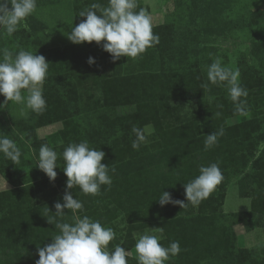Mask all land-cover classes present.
<instances>
[{
	"label": "trees",
	"instance_id": "16d2710c",
	"mask_svg": "<svg viewBox=\"0 0 264 264\" xmlns=\"http://www.w3.org/2000/svg\"><path fill=\"white\" fill-rule=\"evenodd\" d=\"M93 3L108 6V0H59L46 5L55 12L57 24L62 21L59 12L63 10L72 30L86 20L79 13ZM199 9L206 18V5ZM44 23L49 21L45 19ZM199 30H176L165 22L155 25L158 44L136 59L123 56L115 62L95 41L64 42L49 64L51 79L44 82L46 110L42 114L25 110L27 115L20 118L34 128L64 122L55 134L63 140L61 152L69 144L84 140L105 152L102 163L116 169L115 173L109 171L111 187L102 185L97 196L85 195L78 186L71 191L84 204V211L77 213L81 218L87 215L103 226L117 214L124 216L128 226L120 245L126 250L135 245L134 231L151 227L161 229L162 246L179 242L181 252L167 264H264V254L238 246L234 229L237 223L252 229L264 222V145L256 150L257 143L264 142V135H257L259 124L243 116L241 121L228 124L220 104V99L229 95L227 86L203 89L208 81L198 66L173 67L185 51L200 47L195 34ZM89 57L96 62L89 64ZM256 83L255 78L241 82L248 92L241 98L246 101L244 114L252 108L249 92ZM186 103L192 108L183 118ZM82 114H90L95 124L85 132H76L70 124L74 116ZM148 124L153 126L152 134L145 133L146 143L133 149L132 127L144 130ZM219 129L224 134L205 150L206 135ZM212 163L218 164L223 179L198 207L188 203L182 209L179 204L159 203L163 190L174 200L187 203L185 184L200 174L201 165ZM57 164L56 170L63 171L62 158ZM235 169L251 180L249 210H223L224 180ZM66 182L59 181L58 194L40 204L31 200L32 186L0 191V264H35L38 248L50 244L59 234L45 215L55 217V203H63ZM65 211V216L57 219L74 224L70 210Z\"/></svg>",
	"mask_w": 264,
	"mask_h": 264
},
{
	"label": "clouds",
	"instance_id": "9594fccd",
	"mask_svg": "<svg viewBox=\"0 0 264 264\" xmlns=\"http://www.w3.org/2000/svg\"><path fill=\"white\" fill-rule=\"evenodd\" d=\"M136 8L137 0H108L107 7L93 3L79 13L86 20H82L66 35L75 44L95 41L102 45L113 62L123 56L136 59L148 48L159 43V36L153 32L152 18L145 10L137 12ZM36 10L37 0H0V32L12 36L21 27L27 29L26 20ZM0 54V94L5 97L0 108L11 102L22 106V115H27L25 110L42 114L47 108L43 85L49 62L45 56L23 49L14 56L7 47L0 49ZM95 62L94 57H89V64ZM207 79L211 84L226 85L236 111L244 114L246 101L241 98L247 97L248 92L239 83L238 71L222 65L217 58L208 66ZM207 87V83L201 86L203 89ZM132 132L135 134L132 148L138 150L146 143L145 130L133 126ZM223 134V129L207 134L205 150L213 147L218 142V137ZM0 153L15 165L19 164L22 155L17 143L7 136H0ZM62 155L65 162L63 171L68 177L63 203H55V217L45 215L48 222L59 230V234L53 237L50 244L38 248L39 259L35 264H128L130 253L123 246L116 245L112 252L108 250L109 243L115 238L113 229L102 226L100 221H94L87 215L82 218L77 215L84 211V204L74 198L71 191L78 186L85 195H99L102 185L111 187L113 179L109 171L115 173V167L110 169L109 165L102 163L105 152L90 147L87 140L69 144ZM57 159V152L45 144L40 147L39 158L35 164L53 182L58 175ZM199 172L196 178L185 184L187 203L174 200L164 190L158 199L159 203L162 206L168 203L179 204L182 209L188 203L198 207L223 179L217 163L201 165ZM65 209L72 213L74 224L57 219L65 216ZM160 239L161 237L147 232L137 239L135 251L138 264H167L171 257L179 255L181 248L178 241L164 247L159 242Z\"/></svg>",
	"mask_w": 264,
	"mask_h": 264
},
{
	"label": "rangeland",
	"instance_id": "374dc122",
	"mask_svg": "<svg viewBox=\"0 0 264 264\" xmlns=\"http://www.w3.org/2000/svg\"><path fill=\"white\" fill-rule=\"evenodd\" d=\"M56 1L59 0H37V10L26 20L27 29L21 27L12 36L0 32V49L7 47L14 56L21 49L33 54L37 52L38 55H44L50 64L62 44L69 41L66 34L71 32L66 13L63 10L59 12L62 21L57 24L54 21L56 15H53L55 12L47 8L46 4ZM202 5H206V18L199 9ZM141 9L152 18L153 26L165 22L173 25L176 30L200 27L195 33L200 47L185 51L181 59L173 63L174 68L198 66L207 78L208 66L219 58L222 65L239 72L241 86L245 78L258 80L257 85L249 92L252 108L246 114L241 115L236 111L229 95L221 98L220 104L228 124L241 121L243 116L244 119L259 124L258 128L256 127L258 137L264 135V0H137L135 11L139 12ZM154 10L155 16L152 15ZM45 19L49 21L48 24L44 23ZM49 68L45 82L51 79ZM207 84L209 88L219 85L211 84L209 81ZM4 100L5 97L0 94V104H3ZM191 108L190 103L183 106V118L188 117ZM21 111L22 108L11 102L0 108V136L14 140L22 152L18 165L0 153V191L32 186L31 200L35 204H40L58 194V182L68 179L64 171L56 170L58 173L56 180L50 181L47 175H40L39 167L34 164L38 161L40 147L45 144L57 152L58 158L63 159L65 149L60 151L63 140L55 134L63 128L64 122L57 121L34 128L28 125L27 120L22 121ZM13 115L17 119L13 120ZM94 124V118L90 114H82L74 116L70 125L76 132H85ZM144 130L146 135L150 136L153 126L148 124ZM41 140H45V143L41 144ZM263 145L264 142L259 141L256 150H260ZM224 183L226 196L223 210L231 212L249 210L251 180L235 169ZM102 209L105 208L102 206ZM103 226L115 232V238L108 245L111 247L108 249L110 251L122 242L128 223L122 214H117ZM234 229L240 248H247L259 255L264 254V222L252 229L237 223ZM145 232L163 237L161 229L145 227L133 232L135 244ZM128 251L130 255L127 260L131 264H138L135 245Z\"/></svg>",
	"mask_w": 264,
	"mask_h": 264
},
{
	"label": "crops",
	"instance_id": "0c3cea01",
	"mask_svg": "<svg viewBox=\"0 0 264 264\" xmlns=\"http://www.w3.org/2000/svg\"><path fill=\"white\" fill-rule=\"evenodd\" d=\"M153 12H155V10L154 11H152V15L153 16H155V13H153ZM157 12V11H156ZM160 13V12H159ZM161 14V13H160ZM158 17H160L159 15H158ZM162 23V22H161Z\"/></svg>",
	"mask_w": 264,
	"mask_h": 264
}]
</instances>
